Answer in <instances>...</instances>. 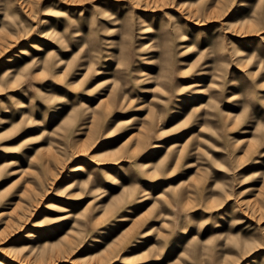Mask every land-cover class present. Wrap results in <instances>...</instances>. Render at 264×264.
<instances>
[{
  "label": "rangeland",
  "instance_id": "374dc122",
  "mask_svg": "<svg viewBox=\"0 0 264 264\" xmlns=\"http://www.w3.org/2000/svg\"><path fill=\"white\" fill-rule=\"evenodd\" d=\"M4 210L1 264H264V0H0Z\"/></svg>",
  "mask_w": 264,
  "mask_h": 264
},
{
  "label": "bare ground",
  "instance_id": "6f19581e",
  "mask_svg": "<svg viewBox=\"0 0 264 264\" xmlns=\"http://www.w3.org/2000/svg\"><path fill=\"white\" fill-rule=\"evenodd\" d=\"M18 7H20V6H18ZM6 10L15 13L14 19H19L21 13H20L19 11H17V7L15 8V4H14V3L9 2L8 6L6 7ZM45 35H46V36H49L50 34L47 33V34H45ZM38 38H39V39H40V38H43V39H44V36H40V37H38ZM34 48L37 49V50L41 49V42H39V41L34 42ZM55 53H56L55 50H50V51H49V55H54ZM152 61H154V60H152ZM192 86H193L195 92H201V91L204 90L202 84H192ZM196 87H198V89H197ZM104 99H106V98H104ZM104 99H103V100H104ZM173 127H175V126H173ZM31 135H33V134H31ZM33 138H34V136H30L28 139H33ZM159 144H160V143H159ZM174 145H178V144H174ZM150 165H151V163H149V162L144 163V166H145V167H149ZM108 177H109V178H113L111 174H108ZM55 205H58L59 208H60V209H63V210H68V209H69L66 205L59 204V203H58V204H55L54 201H51V202H49V204H48L49 207H55ZM6 213H9V211H8V210H4L3 212L0 213V215L3 216V215H5ZM9 223H10V222H9ZM1 263H2V261L0 260V264H1Z\"/></svg>",
  "mask_w": 264,
  "mask_h": 264
}]
</instances>
